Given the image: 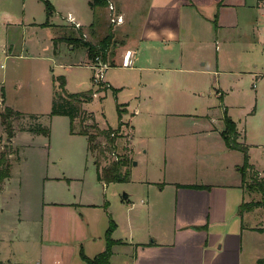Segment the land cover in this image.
Segmentation results:
<instances>
[{"label":"crops","instance_id":"1","mask_svg":"<svg viewBox=\"0 0 264 264\" xmlns=\"http://www.w3.org/2000/svg\"><path fill=\"white\" fill-rule=\"evenodd\" d=\"M45 1L53 5V12L49 15ZM111 6L116 15L122 16L121 23H111ZM41 9L45 10L46 20H42ZM68 14H72L83 29L90 32V39L99 42L110 36L107 61L111 66L120 62L124 67L125 56L130 51L132 68L140 71H147V67L134 65L146 50L151 58L161 64L166 59V63L181 66L174 70L163 67L164 72L183 73L182 70L193 69L200 74H208L209 70L201 69V66L207 65L206 60L210 58L213 48L218 50L222 45L234 41L251 44L252 49H257L259 43L264 47V24L259 26L260 18L264 17V0H109V5L102 9H93L91 0H0L1 66L8 67V62L15 65L18 60L24 59L29 53L28 48L36 46L37 33L44 29L58 30L61 35L55 40L52 37L44 40V52L54 51L57 57L65 43L76 50L68 42L77 40V37L63 32L64 26L73 24L67 19ZM83 29L81 27L77 31L82 32ZM117 35L119 40L115 37ZM85 55L81 53L78 60L68 59L67 63L81 65L80 61ZM56 62L61 63L59 59ZM258 62L255 68L259 66ZM183 64L192 65L185 67ZM259 71L255 69L251 74L259 76ZM207 91L202 94L210 95L211 91ZM144 104H148L145 99ZM218 111V106L210 102L203 110L171 112L176 116H191L196 120L195 130H172L177 138L170 141L166 154L170 157L177 153L182 160H175L176 171L169 172L167 178L165 174L162 183L149 179L145 182L148 188L162 184L158 192L172 190L174 201L172 206L168 200L156 208L149 199V215L156 214L155 218L151 224H137L128 220L129 233L126 236H119L120 223L115 221L112 238L122 243L114 245L111 264H257L259 259L264 258V209L253 206L241 212L243 203L261 199L260 193L251 190L250 183L253 172L264 176V163L260 164L249 154L253 165L249 176L241 169L243 163L238 165V172L234 176L231 170L229 174H218L214 159L210 160V150L198 149V145L206 146L214 140L217 142L215 138L210 142L209 138L219 134L221 139L218 140L225 144L221 152L227 159H231L235 151L243 155L241 151L228 147L222 135L226 128L224 114L228 108L223 110L221 117L217 116ZM234 122L237 141L250 150L249 146H255L254 143L247 141L244 130ZM98 125L102 129L115 128ZM132 147L133 150L134 142ZM183 147L188 148L190 157L200 153L197 156L201 162L196 170H189V160L184 158V151H177ZM210 164L213 168H210ZM44 178L49 185L51 181L62 180L61 176L53 174H47ZM186 184L205 185L206 188L180 186ZM7 188L8 185L3 183L0 193V264H88L80 256L81 249L91 258L105 250L106 232L110 225L107 203H88L77 199L61 201L49 199L44 194L41 214L29 218L30 221L35 219L36 226V234L31 237L29 234L32 232L25 228L28 221L25 211L23 215L19 209L16 217L9 218L2 214L4 208L1 203ZM31 210L30 214H33ZM76 225L80 226L79 235L69 239L68 229ZM35 252L39 254L36 262L33 257Z\"/></svg>","mask_w":264,"mask_h":264},{"label":"rangeland","instance_id":"2","mask_svg":"<svg viewBox=\"0 0 264 264\" xmlns=\"http://www.w3.org/2000/svg\"><path fill=\"white\" fill-rule=\"evenodd\" d=\"M37 11L39 13L40 8ZM113 11L111 15L115 14ZM41 12L42 20H46L45 10L41 9ZM107 19L109 23L108 16ZM259 23V26L264 24V17L260 18ZM64 27L65 35L77 37V40L68 42L73 44L72 47L76 50H72L70 45L65 43L57 57L54 56V51L44 52V40L51 37L55 40L61 36L58 30L44 29L37 33L36 46L28 48L29 53L24 59L18 60L15 65L8 62V67L1 66L0 62V157L3 154L11 166V176L4 181L8 188L2 198V214L9 218L16 217L19 209L23 215L25 211L28 219L25 228L28 231L30 229L29 233L32 232L30 236L36 234V226L34 227L35 219L30 221L29 218L41 214L44 194L49 199L61 201L77 199L76 201L88 203H107L108 214L114 222L120 223L119 236L129 233L128 220L137 224H151L156 214L149 215L150 200L156 208L168 200L172 206V190L158 192L162 184L148 188V183L145 182L149 179L162 183L165 174L167 178L169 172L176 171L175 160H182L177 153L170 157L166 154L170 141L177 138L172 130H195L196 120L191 116L181 117L172 115L171 112L203 110L205 105L213 102L219 109L217 116L221 117L227 107L228 115L244 130L247 141L255 145L249 146V154L260 164L264 163V47L261 43L257 44V49H252L251 44H238L237 41L224 44L218 50L213 48L209 54L210 58L206 60L207 65L198 68L209 70L208 74H200L193 69L182 70L183 73L164 72L165 68L174 70L181 66L166 63V59L161 64L151 58L146 50L134 66L143 65L147 67V71L123 67L120 62L109 66L105 72V81H108L111 87L105 89L107 82L102 80V84H98L93 80L92 65L95 57L89 55L85 45L86 41H98L90 39V32L83 29V26L82 32L77 31L81 27L75 24ZM29 35L32 36L33 33L30 32ZM115 37L120 39L118 35ZM81 53H86L85 58L80 61L81 65L85 66L67 63L68 59L78 60ZM57 58L61 63L56 62ZM258 59L262 61L258 62ZM107 62L110 64L109 60ZM256 62L259 63L257 68ZM183 65L191 67L192 64ZM255 69L260 70L259 76L251 74ZM59 77L65 80L67 92L92 88L96 93L91 101L82 106L89 112V118L81 119L82 113L81 117L74 121L76 132L82 127V120L86 126L91 125L92 117L102 126L110 125L115 128L120 120L125 122L122 127L123 135L118 137L116 154L119 158L127 156L133 160L128 166V181H113L105 185L98 182L94 158L97 159L100 155L99 147L105 146L104 136L97 134V141L101 144H97L95 152H91L88 150L89 140L85 135L71 133L70 117L50 114L54 88L58 87L61 81ZM143 84L146 86L143 87ZM207 90L211 91V94L204 96L202 92ZM144 99L148 102L147 105L144 104ZM8 122L13 129L11 137L6 129ZM41 122L51 129L49 135L31 132ZM213 138L217 139V142L214 140L206 146L198 145L199 151L207 148L210 150V160L213 158L218 167L216 173L229 174L231 170V175L234 176V173L238 172V165L244 164V156L235 151L231 159H227L221 152V148L225 146L222 140H218L221 136L214 135L209 141ZM236 142L243 146L240 141ZM193 147L195 148V145ZM180 150L184 151V158L189 160V170L199 168L200 153L190 157L187 147L177 151ZM101 159V166H106L114 157L106 151ZM134 161L137 162L136 165L133 164ZM210 168H213L211 164ZM245 173L248 175L250 170L246 169ZM47 174L59 175L62 180L51 181L49 185L44 181ZM251 175L254 176L255 172ZM125 195L129 197L125 199ZM31 209L33 214H30ZM79 229L80 226H70L69 239L78 236ZM33 257L36 262L39 254L35 252Z\"/></svg>","mask_w":264,"mask_h":264},{"label":"trees","instance_id":"3","mask_svg":"<svg viewBox=\"0 0 264 264\" xmlns=\"http://www.w3.org/2000/svg\"><path fill=\"white\" fill-rule=\"evenodd\" d=\"M108 5H109V0H91V6L93 9H102ZM45 6L48 15L51 12H53V5L49 1H45ZM46 24L47 23H45V25ZM110 39L111 38L108 35L102 40H100L97 44H93L86 41L85 45L88 48L89 55L95 57L101 54L103 59L106 61L111 44ZM59 79L61 81H59L60 83L58 84V87L55 88L53 107L50 114L52 116L64 115L70 117L71 133L87 136L89 140V149L91 152H95L97 146L101 144L97 141L98 139L97 134H101L104 136V140H106V142L104 143L105 146L101 145L99 147L100 155L98 156L97 159H95L94 162L96 167V176L99 181H103L105 183H109L113 181H128L129 172H130L128 166L131 164L133 160L131 161L127 156H123L122 158H119L118 154H116L118 137H122L123 135L122 127L125 124V122L120 120L118 127L116 128L107 127L102 129L99 127L98 123H96V121L92 117L93 122L91 125L86 126L85 124H83L84 120H82L81 121L82 127L78 132H76L74 121L79 116L81 117L82 113L83 116L81 119L89 118L88 117V115L90 116L89 112L85 111L84 108H82V106L84 103L89 102L93 99L95 92L92 89L81 92H75V93L67 92L65 89V80L60 77ZM109 87H111V85L108 83V86H106L105 89ZM118 110H119V117H121L122 116L121 111L119 108ZM224 123L226 128L223 131L222 135L224 137L227 146L241 151L244 155V164L241 167V169H243L244 172L246 171V169L249 170L253 169V165L250 163L248 148L237 144L236 140L238 133L236 131V123L232 120L230 116L227 115V113L224 114ZM6 129L8 135L11 137L13 135V129L11 127L10 122L7 123ZM31 132L49 135L50 128L45 127L42 123H40V125L32 129ZM106 151L112 153L114 159L112 162H110L109 165L101 166V160H102L101 158L105 156ZM4 157L5 156L3 154L0 157V167H1L0 193L2 191L4 181L11 176V166L9 163H7V158ZM257 176H258V172H256L254 176L252 175L251 178L252 181L250 183V186L252 191L261 194V199L255 202L253 201L249 203H243L241 205V212L248 210L253 206H261L264 209V177L263 176L257 177ZM180 186L201 188V189L206 188L205 185H197V184H186ZM109 217H110V225L106 232L107 244L105 250L93 258L88 257L82 249L80 250L81 258L85 260L88 264H111V257L113 255L114 245L122 243L112 238V232L115 229L116 225L111 215H109ZM257 264H264V258L259 259L257 261Z\"/></svg>","mask_w":264,"mask_h":264},{"label":"built area","instance_id":"4","mask_svg":"<svg viewBox=\"0 0 264 264\" xmlns=\"http://www.w3.org/2000/svg\"><path fill=\"white\" fill-rule=\"evenodd\" d=\"M111 9L112 10L114 9L113 6H111ZM67 19L71 23L75 24L77 27H81V24L75 20V17H73L72 14H68ZM110 21L113 24H119V23H121L123 21V18H122L121 15L113 14V15L110 16ZM262 34L264 36V25L262 27ZM94 60L95 61H94L93 65H92V69L94 70L93 80H94V82L96 81V83H98V84H102V80L104 82H106L105 81V72H106L107 68H109V66H111V65L107 62V60L105 61L103 59L101 54L95 56ZM132 65H133V57H132L131 52L129 51L127 53V55L125 56V59H124V67H132Z\"/></svg>","mask_w":264,"mask_h":264},{"label":"water","instance_id":"5","mask_svg":"<svg viewBox=\"0 0 264 264\" xmlns=\"http://www.w3.org/2000/svg\"><path fill=\"white\" fill-rule=\"evenodd\" d=\"M133 164H134V165H136V164H137V162H136V161H134V162H133ZM124 198H125V199H127V198H128V196H127V195H125V197H124Z\"/></svg>","mask_w":264,"mask_h":264}]
</instances>
